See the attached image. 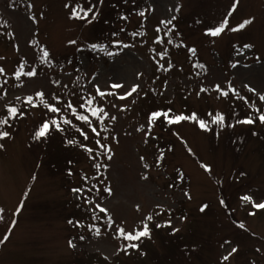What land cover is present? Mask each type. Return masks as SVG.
Segmentation results:
<instances>
[{
  "label": "rangeland",
  "instance_id": "rangeland-1",
  "mask_svg": "<svg viewBox=\"0 0 264 264\" xmlns=\"http://www.w3.org/2000/svg\"><path fill=\"white\" fill-rule=\"evenodd\" d=\"M233 3L0 0V264H264V0Z\"/></svg>",
  "mask_w": 264,
  "mask_h": 264
},
{
  "label": "snow or ice",
  "instance_id": "snow-or-ice-1",
  "mask_svg": "<svg viewBox=\"0 0 264 264\" xmlns=\"http://www.w3.org/2000/svg\"><path fill=\"white\" fill-rule=\"evenodd\" d=\"M237 3H238V0H234V3L232 5V10L231 11H234L235 10V7H236V4ZM65 7H68V5H65ZM81 11L84 12V16L83 17H80L79 16V12L77 11L76 8H73L72 15L75 16V17H78V18H87L89 12H93V8L92 7H89L87 10L81 9ZM231 11L229 12V15L231 14ZM141 15H143V13H141ZM92 18L94 19L95 16L93 15ZM33 19H34V17H33ZM173 19H175V17H173ZM161 23L164 24L167 27V25L171 24V20H169V21H161ZM228 23H229L228 22V18L226 16L224 18V20L218 26H216V27H214L212 29H208L207 32H208V34H210L212 36H218V35H220L225 30V28L228 26ZM249 23H251L250 20H245L241 24H239L238 27L232 28L231 30L232 31H238L240 29H243ZM69 43H75V41H70ZM93 47H96V46L93 45ZM245 47H250V46L249 45H245ZM192 51H194V49ZM42 56H43V58L46 59L49 56L48 51L47 50H42ZM3 71L4 70L2 68H0V73H2ZM35 74H36L35 71H30V72L26 73L27 76H34ZM16 75L19 76L20 73L18 72ZM113 87L119 88V87H121V85L116 84V85H113ZM217 87H219V86H217ZM135 91H136V88L133 87L130 92L126 93V96H130L132 94V92H135ZM252 91H254V90H252ZM223 94L224 95H227L228 93L227 92H224ZM36 95H37V97H40L41 98V102L43 103L44 102L43 101L44 94L42 92H38ZM99 95L103 96L104 93L99 92ZM124 98L125 97H120V99H124ZM27 99H28V102L31 103L33 98L32 97H28ZM260 99L261 100H264V96H261ZM92 103H93V99H88L86 101V104L88 106V110L91 112V115L92 116L98 117L100 119L101 123H103L104 116H107L108 113L105 112V110L102 107L101 108H93V107H91L92 106ZM47 107H48V110L51 111V112H59L60 111V109H58V108H56V107H54L52 105H47ZM67 107L69 109H72L73 112H75V109L73 108V106L71 104H68ZM81 107L83 108V107H85V105L82 104ZM17 111L18 110L15 107H12V108L9 109V115L10 116H15L17 114ZM257 111H259V110H257ZM169 112H170V110H169ZM169 112H160V111L152 112L150 114V117H149V124L151 125L152 121L158 119L161 116H164L168 123H177V122H180V121H183V120H187V119H193V120H196L197 119V116H196L195 113H193L191 117H188V116H185V115H182V114L181 115H176L174 117H170L169 116ZM101 113H103V116L100 115ZM77 119L82 120V121H85V122H89V117L87 115H83V114L78 115L77 116ZM112 119H115V117H112ZM223 119L224 118H223L222 115L217 114L216 116L213 117L212 123L221 124L222 125ZM258 119L260 120L261 123H264V113H261L258 116ZM254 122L255 121H254V119L251 116H249L248 118H246V119H244L242 121H239V123H245V124H253ZM6 123H8L7 119H0V125L6 124ZM63 123L69 124V123H71V121L70 120H67V119H64L63 120ZM51 124L54 125L57 128L60 127L59 123L56 120H52L51 121ZM199 126L201 128H205L206 129L208 127V124L204 120H199ZM49 127H50L49 122L48 121H45L42 124V126L39 128V130L36 132V138L38 139L40 137L45 136L46 133L49 130ZM92 131L94 133H96L97 135H99V133L96 132V128H92ZM9 135L10 134L7 131H0V138H5V137H8ZM85 138H87V136H85ZM69 143H72V141H69ZM97 143H99V141H97ZM0 147H2V145H0ZM102 147H104V146H102ZM108 158L111 159L110 156ZM141 159H143V158H141ZM96 167L99 168L100 165H96ZM204 167L207 170V166H204ZM179 178L180 179L183 178V174L182 173L180 174V177ZM73 191L79 192L81 190L80 189H74ZM241 199L243 201H250V202H252L253 203V207H255L257 209H264V201H261L259 203H256V202L253 201V198L251 196H248V195H245V196L241 197ZM205 207L206 206H202L201 207V211H204ZM19 210L20 209L17 208L16 211L19 212ZM101 210L104 211V209H101ZM2 212H3V209H0V213H2ZM0 219H3V217L0 216ZM147 219L151 220V216H149ZM69 223H71V221H69ZM12 224L14 225L15 224V221H13ZM158 227H159V225H158ZM241 227H243V225H241ZM9 231H11V228L9 229ZM118 231H119V234L120 235L124 236V238L126 240H130V241H137L141 237H145V236H148L149 235L148 226L146 224L143 226L142 230L137 231L135 234H133V233H125V231L123 229H119ZM174 231H176V230L174 229ZM97 234H99L98 231H97ZM7 239H8V235L6 234L5 237H4V240H7ZM81 239H83V237H81ZM0 243H3V241H0ZM69 246H71V247H74L75 246L72 243L71 240L69 241ZM129 246L132 247V248H136L138 245L136 243H132ZM236 251H237L236 248H232L231 249V253H234ZM224 259L227 260L228 257L225 256Z\"/></svg>",
  "mask_w": 264,
  "mask_h": 264
},
{
  "label": "trees",
  "instance_id": "trees-1",
  "mask_svg": "<svg viewBox=\"0 0 264 264\" xmlns=\"http://www.w3.org/2000/svg\"><path fill=\"white\" fill-rule=\"evenodd\" d=\"M74 127H77V126H74ZM75 137V138H74ZM74 138V139H73ZM70 140L71 141H73V143L72 144H76L77 145V143H78V141H79V138H78V140H77V137L76 136H72L71 138H70ZM180 177V176H179ZM177 243V242H176ZM120 264H122V263H120Z\"/></svg>",
  "mask_w": 264,
  "mask_h": 264
}]
</instances>
